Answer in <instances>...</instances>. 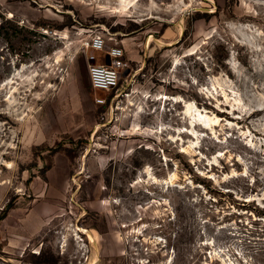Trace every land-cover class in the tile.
Listing matches in <instances>:
<instances>
[{
  "label": "rangeland",
  "instance_id": "1",
  "mask_svg": "<svg viewBox=\"0 0 264 264\" xmlns=\"http://www.w3.org/2000/svg\"><path fill=\"white\" fill-rule=\"evenodd\" d=\"M6 206L0 264H264V0H0Z\"/></svg>",
  "mask_w": 264,
  "mask_h": 264
},
{
  "label": "built area",
  "instance_id": "2",
  "mask_svg": "<svg viewBox=\"0 0 264 264\" xmlns=\"http://www.w3.org/2000/svg\"><path fill=\"white\" fill-rule=\"evenodd\" d=\"M105 43L106 38L101 34H97L89 39L87 47L92 51L88 56L90 61L89 73L92 86L95 89L111 91L119 85L120 74L117 66L124 55V50L122 47L115 45L106 52ZM100 52L105 54L102 61H98V53ZM107 57L111 59L110 65L106 63ZM98 102L105 104L106 99L100 98Z\"/></svg>",
  "mask_w": 264,
  "mask_h": 264
},
{
  "label": "trees",
  "instance_id": "3",
  "mask_svg": "<svg viewBox=\"0 0 264 264\" xmlns=\"http://www.w3.org/2000/svg\"><path fill=\"white\" fill-rule=\"evenodd\" d=\"M8 209H9V206H6V208L3 209V211L0 214V220L6 217Z\"/></svg>",
  "mask_w": 264,
  "mask_h": 264
},
{
  "label": "bare ground",
  "instance_id": "4",
  "mask_svg": "<svg viewBox=\"0 0 264 264\" xmlns=\"http://www.w3.org/2000/svg\"><path fill=\"white\" fill-rule=\"evenodd\" d=\"M15 75H16V73H15ZM14 78H15V77H14ZM12 81H14V80H13V78H12V80H10V81H6L5 83H6V84H9V83H11ZM188 108L190 109V108H191V106H190V105H188ZM85 231H87V230L85 229Z\"/></svg>",
  "mask_w": 264,
  "mask_h": 264
},
{
  "label": "water",
  "instance_id": "5",
  "mask_svg": "<svg viewBox=\"0 0 264 264\" xmlns=\"http://www.w3.org/2000/svg\"><path fill=\"white\" fill-rule=\"evenodd\" d=\"M106 63H107L108 65L111 64V59H110L109 57H107V59H106Z\"/></svg>",
  "mask_w": 264,
  "mask_h": 264
}]
</instances>
